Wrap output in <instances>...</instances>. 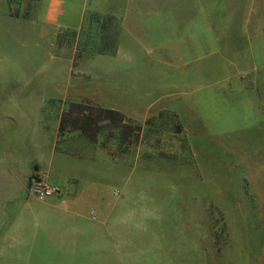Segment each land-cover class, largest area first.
Wrapping results in <instances>:
<instances>
[{
	"label": "rangeland",
	"instance_id": "obj_1",
	"mask_svg": "<svg viewBox=\"0 0 264 264\" xmlns=\"http://www.w3.org/2000/svg\"><path fill=\"white\" fill-rule=\"evenodd\" d=\"M37 2L0 0V13L35 17ZM207 24L183 68L150 61L125 70L106 61L113 55L93 54L92 45L79 51L67 36L52 48L57 59L81 55L66 88L67 63L49 59L47 37L28 36L16 51L0 46V60L12 57L0 61L2 75L10 73L0 79V107L17 111L26 141L38 139L35 147L22 144L20 154L15 146L23 173L33 159L29 198L45 205L35 219L98 223L52 242V259L36 264H125L124 253L126 264H264V0H218ZM82 99L139 122L176 112L196 167L113 162L76 138L58 146L82 148L86 158L56 152L60 115ZM41 185L55 193L40 199Z\"/></svg>",
	"mask_w": 264,
	"mask_h": 264
},
{
	"label": "crops",
	"instance_id": "obj_2",
	"mask_svg": "<svg viewBox=\"0 0 264 264\" xmlns=\"http://www.w3.org/2000/svg\"><path fill=\"white\" fill-rule=\"evenodd\" d=\"M217 2L218 0H40L37 2L40 12L35 17L16 18L0 13V46L5 51H16L20 47V40L24 41L28 36L47 37L50 43L49 59L67 63V81L63 87L66 88L70 83L73 59H57L53 55L57 30H80L87 17L100 14L115 16L120 22L117 53L113 55V60H106L108 63L118 62L125 70L142 68L150 61L161 62L168 68H183L190 65L206 31L208 32V16ZM7 34L12 35L11 40L3 38ZM2 58L0 61L9 63L7 59L12 57L7 54V57ZM102 61L105 62L103 59ZM1 68L0 79L4 75H10H2ZM106 77L111 78L110 74ZM40 96L42 97L38 99L46 97ZM36 121L40 125L39 118ZM36 121L31 125L36 126ZM21 123L17 111L0 107V264H36L42 262L45 256L52 259V242H65L64 238L78 234L76 231L80 230L79 226L98 224L93 221L35 219L36 207L43 208L45 205L37 206L33 203L35 200L29 198L27 183L32 174L30 166L33 159H30L27 172L23 173L19 157L15 154V146L20 154L22 144L31 142L35 147L38 139L35 134L30 141H26L30 138L26 139L25 133L21 134ZM127 260L128 255L124 253L125 264Z\"/></svg>",
	"mask_w": 264,
	"mask_h": 264
},
{
	"label": "trees",
	"instance_id": "obj_3",
	"mask_svg": "<svg viewBox=\"0 0 264 264\" xmlns=\"http://www.w3.org/2000/svg\"><path fill=\"white\" fill-rule=\"evenodd\" d=\"M92 24L98 26L95 33L87 29ZM85 31L87 34L83 35ZM120 32V22L115 16L92 14L80 30H59L55 43L62 46L68 36L70 41L78 43L79 51L92 45L96 49L91 51L93 54L115 55ZM80 56L78 53L74 57L73 68L78 67ZM75 138L86 146L104 150L113 162L136 157L135 164L147 170L178 165L196 167L184 125L179 115L171 110L160 111L139 122L118 109L89 99L73 101L60 115L56 152L78 159L86 158L82 148L58 146Z\"/></svg>",
	"mask_w": 264,
	"mask_h": 264
},
{
	"label": "built area",
	"instance_id": "obj_4",
	"mask_svg": "<svg viewBox=\"0 0 264 264\" xmlns=\"http://www.w3.org/2000/svg\"><path fill=\"white\" fill-rule=\"evenodd\" d=\"M53 193H55V188L46 185H41L39 188H37V195L40 199H44Z\"/></svg>",
	"mask_w": 264,
	"mask_h": 264
}]
</instances>
